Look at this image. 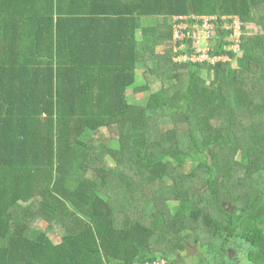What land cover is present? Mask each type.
Wrapping results in <instances>:
<instances>
[{
	"label": "trees",
	"instance_id": "obj_1",
	"mask_svg": "<svg viewBox=\"0 0 264 264\" xmlns=\"http://www.w3.org/2000/svg\"><path fill=\"white\" fill-rule=\"evenodd\" d=\"M204 24L208 59L181 60ZM194 245L264 264V0H0V264Z\"/></svg>",
	"mask_w": 264,
	"mask_h": 264
},
{
	"label": "rangeland",
	"instance_id": "obj_2",
	"mask_svg": "<svg viewBox=\"0 0 264 264\" xmlns=\"http://www.w3.org/2000/svg\"><path fill=\"white\" fill-rule=\"evenodd\" d=\"M176 20V19H175ZM208 20V19H205V21ZM143 25L144 26H152L156 23V20L154 18H147L145 20H143ZM234 26V25H233ZM188 28V25L187 24H183L182 25H177L174 29V38L175 40L177 38L179 39H182L183 38V33L185 32V30ZM194 32H193V43L191 45L189 44H186L185 46H183L182 48L187 50L188 51V54L192 53L193 55L190 57V56H185L184 59H181V60H192V61H201V60H207V56H206V51H207V38H208V35L211 33L210 30H208V26H198L197 25H194ZM234 29V28H233ZM240 29V28H239ZM246 29L249 30L247 32L248 35H255L257 34L258 32L259 33H262L261 31V27L260 26H257V25H253V24H248L246 26ZM138 37L139 39H141L142 37V33L141 31L138 33ZM171 45L174 47L175 46V43H171ZM227 50H232L236 53V55L238 57H240L242 55V52H241V48L239 46V44L237 45L236 43L230 47H227L226 48ZM175 51L177 49H174ZM158 53L162 54L164 49L162 47H159L158 48ZM195 52H198L197 54H195ZM179 60V58H177ZM223 60L225 61H230L232 62V65L235 67L237 65V62L236 60L235 61H232L230 58L228 57H224ZM215 60H211V62H214ZM140 73L142 74V72L140 71ZM144 77L142 76L140 78V80H138V85L141 86L144 84ZM160 88V85L159 84H155V85H152V88L149 93L148 92H145V93H142L141 95H133V97L129 98L128 100L130 101V103H139V104H144L146 99L148 98L149 94L151 92H155L157 91L158 89ZM188 161V159H187ZM111 163H113L112 161H110ZM190 162V161H189ZM112 206H115V208H119V204H115L114 202L111 203ZM176 206L177 205H172V211L175 212L176 211ZM50 220V219H49ZM194 243V242H193ZM187 251V248L186 250ZM193 253L192 254H189V253H182L181 252V255L180 257L184 254L183 257H185L184 261H185V264H200L202 263L200 260V258H202L201 255H199L198 253V250L197 251H194L192 249ZM244 255V254H243ZM242 254H239L238 257L240 259V261L238 262L239 264H246L245 260H244V256ZM182 257V258H183ZM206 264H208V262L212 263V259H208L207 262L204 261Z\"/></svg>",
	"mask_w": 264,
	"mask_h": 264
},
{
	"label": "built area",
	"instance_id": "obj_3",
	"mask_svg": "<svg viewBox=\"0 0 264 264\" xmlns=\"http://www.w3.org/2000/svg\"><path fill=\"white\" fill-rule=\"evenodd\" d=\"M179 19H182V18L180 17ZM206 21H208V20H206ZM205 26H208V25H205ZM239 28H240V23L238 22V20H236L234 22V29H233V31H234L233 33L234 34L232 36V39H236L235 43L237 45L239 44V40L238 39L240 38V35H241V29H239ZM182 59H184V57H182ZM136 264H142V263H136ZM146 264H168V261L166 259H158L155 262H148Z\"/></svg>",
	"mask_w": 264,
	"mask_h": 264
},
{
	"label": "water",
	"instance_id": "obj_4",
	"mask_svg": "<svg viewBox=\"0 0 264 264\" xmlns=\"http://www.w3.org/2000/svg\"><path fill=\"white\" fill-rule=\"evenodd\" d=\"M192 249H193L194 251H197V246L194 245L192 248L188 247L186 252L189 253V254H192V253H193Z\"/></svg>",
	"mask_w": 264,
	"mask_h": 264
},
{
	"label": "clouds",
	"instance_id": "obj_5",
	"mask_svg": "<svg viewBox=\"0 0 264 264\" xmlns=\"http://www.w3.org/2000/svg\"><path fill=\"white\" fill-rule=\"evenodd\" d=\"M180 255H181V254H180ZM180 255H179V256H180Z\"/></svg>",
	"mask_w": 264,
	"mask_h": 264
}]
</instances>
